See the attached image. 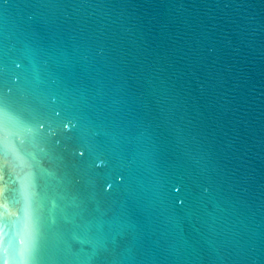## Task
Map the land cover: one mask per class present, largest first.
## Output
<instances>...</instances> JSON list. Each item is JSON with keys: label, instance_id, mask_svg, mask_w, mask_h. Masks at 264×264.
Wrapping results in <instances>:
<instances>
[{"label": "water", "instance_id": "obj_1", "mask_svg": "<svg viewBox=\"0 0 264 264\" xmlns=\"http://www.w3.org/2000/svg\"><path fill=\"white\" fill-rule=\"evenodd\" d=\"M0 264H264V0H0Z\"/></svg>", "mask_w": 264, "mask_h": 264}]
</instances>
